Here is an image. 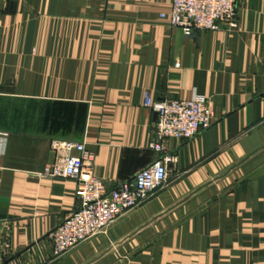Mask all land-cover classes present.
Masks as SVG:
<instances>
[{"label": "crops", "instance_id": "obj_1", "mask_svg": "<svg viewBox=\"0 0 264 264\" xmlns=\"http://www.w3.org/2000/svg\"><path fill=\"white\" fill-rule=\"evenodd\" d=\"M171 0H0L3 264H264V0L237 27L185 36ZM152 99L205 97L214 122L165 139L168 180L98 235L52 258L76 183L43 174L52 139L83 143L109 188L161 152Z\"/></svg>", "mask_w": 264, "mask_h": 264}, {"label": "built area", "instance_id": "obj_2", "mask_svg": "<svg viewBox=\"0 0 264 264\" xmlns=\"http://www.w3.org/2000/svg\"><path fill=\"white\" fill-rule=\"evenodd\" d=\"M237 9L238 0H171L168 12L161 17L189 36L200 31L235 29ZM143 105L156 114L153 124L156 141L151 147L161 153L151 164L113 188L92 174L88 164L92 153L83 143L62 139L50 141L53 159L46 164L43 174L73 179L78 199L75 209L48 235L53 260L103 232L163 187L168 180V165L174 160L164 151L162 142L165 139L189 140L214 122L212 109L203 96L155 101L146 91ZM3 262L4 250L0 248V264Z\"/></svg>", "mask_w": 264, "mask_h": 264}]
</instances>
